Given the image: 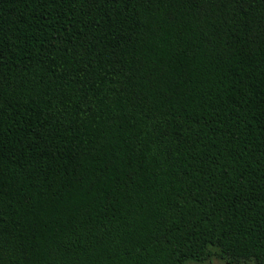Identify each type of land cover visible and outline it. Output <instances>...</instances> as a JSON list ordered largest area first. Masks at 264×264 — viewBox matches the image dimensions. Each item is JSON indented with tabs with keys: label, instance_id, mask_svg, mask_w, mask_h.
Instances as JSON below:
<instances>
[{
	"label": "trees",
	"instance_id": "obj_1",
	"mask_svg": "<svg viewBox=\"0 0 264 264\" xmlns=\"http://www.w3.org/2000/svg\"><path fill=\"white\" fill-rule=\"evenodd\" d=\"M264 264V0H0V264Z\"/></svg>",
	"mask_w": 264,
	"mask_h": 264
},
{
	"label": "rangeland",
	"instance_id": "obj_2",
	"mask_svg": "<svg viewBox=\"0 0 264 264\" xmlns=\"http://www.w3.org/2000/svg\"><path fill=\"white\" fill-rule=\"evenodd\" d=\"M185 264H227L223 259L220 258H214L212 260L204 261V262H188ZM245 264H257L255 262H249Z\"/></svg>",
	"mask_w": 264,
	"mask_h": 264
}]
</instances>
